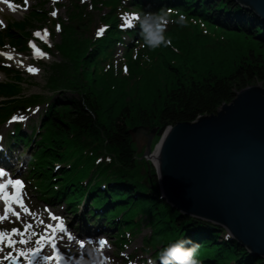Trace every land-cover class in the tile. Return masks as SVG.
<instances>
[{
    "label": "trees",
    "instance_id": "obj_1",
    "mask_svg": "<svg viewBox=\"0 0 264 264\" xmlns=\"http://www.w3.org/2000/svg\"><path fill=\"white\" fill-rule=\"evenodd\" d=\"M152 1L175 4L177 8H144L145 13H150L147 10L174 12L173 18L183 22L182 26L190 31H195L192 25L195 20L205 18L208 22L239 28L241 31H226L225 41L230 44L233 39L238 45L231 62L224 65L194 59L191 72H184L177 61L180 55L183 60L185 56L189 58V37L177 32L164 34V41L157 48L166 56L165 65L171 79L169 77L163 84L149 80L142 94L125 100L117 95L119 91L113 83L107 81L108 67L104 64L112 55L111 44L117 38L138 36L140 41L145 39L141 32L142 17L133 19L136 22L133 28H122L125 23L121 18L136 15L138 11L123 7L120 0H101L108 12L99 18L100 23L87 25L90 36L81 38L69 22L83 23L89 18L92 21L93 17H88L89 12L81 5H73L67 15L68 24L60 26L61 40L51 47L60 52L61 62L52 64L49 83L69 88L67 81L75 79L82 90L76 95L57 98L47 106L38 126L40 138L36 144L40 147L30 154L31 169L26 179L39 189V198L46 202L62 199L72 212L83 202L89 209L86 216L91 215L94 223L104 222L116 228L114 238L120 245L128 241L143 221L150 228L145 244L147 250L149 247L155 249V258L165 248L178 243L177 248L191 249L199 264H263L235 240L225 237L218 225L182 214L161 199L154 168L146 171L144 183V176L134 170L141 155L136 154L127 130L140 124L162 129L177 122L191 121L198 115L215 112L221 101L233 98L242 88L259 82L264 85V22L233 0ZM123 9V13L118 12ZM138 9L141 11L143 7ZM31 11L34 17L40 15L36 8ZM189 11L198 16L190 15ZM48 19L51 24L60 25L53 16ZM147 22L152 24L150 19ZM12 28L24 36V21L6 27L5 36L16 41L19 35H12ZM148 30L150 32V26ZM2 33L0 30V45ZM198 34L195 33L194 38ZM130 43L125 44L128 47ZM19 91L20 85L15 80L0 82V123L44 101L41 96L35 98L37 95L31 96L32 99L11 98L19 95ZM29 100L32 101L30 105ZM32 132H22L21 125L16 123L8 136L13 141H24L28 147ZM56 162L59 166L51 172ZM30 173L41 177L30 178ZM149 176L152 188L148 187ZM165 258L167 261L165 256L162 259Z\"/></svg>",
    "mask_w": 264,
    "mask_h": 264
},
{
    "label": "rangeland",
    "instance_id": "obj_2",
    "mask_svg": "<svg viewBox=\"0 0 264 264\" xmlns=\"http://www.w3.org/2000/svg\"><path fill=\"white\" fill-rule=\"evenodd\" d=\"M100 1L101 0H27V3H25V0H0V30L3 31L0 53L6 54L0 55V74L3 75L0 82L15 80L16 84L18 86L20 85L19 95L11 98L28 99L31 98V96L37 95L44 99L42 103L32 107V112L30 111L31 109L29 110L30 115H28V119L25 122L21 121V124L25 126L23 128L26 129V134H30L34 127V135L30 145L26 147L22 145V143H18L13 149V158L11 159L13 165L18 160L15 167H19V163L22 162L20 177L26 184L24 191H22V197L24 198L23 202L35 219H33V216L24 215L19 208H16L15 210L21 214V220L18 221L14 216L9 214L8 219L0 222V231H10L12 228L23 231V225L31 223L33 228L30 232L35 231L38 235H44L46 234V230L38 226L40 221L52 226L60 223L64 228L63 232L56 231L55 233V255L58 259H44V257H52L54 255L52 246L46 244L39 256L32 257L30 260L21 258L22 264H57L59 263V257L64 258L65 263L62 264H169L172 259L167 256V261L165 258L159 262L164 254L167 255L169 247L162 250L157 258H155L154 248L149 247V250H147L148 247L145 244V237L150 234V228L147 227L143 221H141L137 228L139 231L136 229L128 241L122 245L117 243V239L114 238V234L117 233L116 228H106V225L105 228L101 227L104 226L103 224L98 225L101 231L93 235H77L76 229L86 223L82 217V210H84L86 214L89 210L88 207L85 204L78 203L73 213H71L72 209L70 208L71 210H69L67 205H62V202L55 205H48L43 198H39V192H36L32 185L28 183L29 180L26 179L31 169L29 167L30 154L40 147L36 144V141H39L40 138V136L37 135L40 130L38 126L40 118L47 109V106H49L51 102H56L57 98L76 95L78 90H82L80 82L75 81V79L67 81L70 85L69 88L54 87L49 83V79L53 74L52 64L54 62H61L60 52L51 47L61 40L62 30L60 26L62 23H65L64 25L68 24L67 22H69V20L67 15L73 8V5L78 4L84 7L85 10L89 12L88 17H93V19L91 21L89 18L88 21H84L83 23L69 22L68 25L70 27H75L77 36L81 38L89 37L90 33L86 30L87 25L90 26L94 23H100L101 20H99V18L108 12V8ZM9 2L14 6H7ZM94 2L98 4L94 5ZM120 3L123 7L136 9V11H138L136 15L121 18L123 23H125L122 28L127 29L136 26L133 17H142L143 13H145L144 8L151 10L158 7L177 8L175 4L169 5L160 1L154 2L152 0H120ZM139 6H142L143 10L140 11L138 9ZM34 8L39 10L40 15H38V17H34L32 14L31 10H34ZM151 10L147 11L153 13ZM53 12L56 13L55 16L52 15ZM118 12L123 13L124 9ZM154 12L161 16L160 24H157L156 27L160 28L161 25L163 26V35L177 32L179 35H187L189 37L191 54H189V58L187 56L184 57L185 61L182 59L183 55L182 58L180 55V59L177 61V64L180 65L184 72H191L190 68L193 67L191 64L194 59L200 60L201 62H216L217 64L222 62L224 65L229 64L233 59L235 54H233V51H236L238 45L233 43V39H231L230 44L226 42V33L230 30L241 31L239 28L219 24L216 21L208 22L207 18H205L203 21L195 20L192 24L193 27H195V31H190L182 26L183 22H179L173 18L174 12ZM189 13L194 17L198 16L195 12L189 11ZM49 16H53L60 25L51 24L50 19H48ZM20 21H24L25 23V30L23 31L26 34L24 33V36H21V34H18L20 33L19 30L12 28L11 33L14 36L19 35L17 36L18 40L13 41L5 36L6 27L16 25ZM150 21L153 23L151 19ZM37 33H39V35H37ZM195 33H199L197 38H194ZM138 38V36H123L117 38L116 41L111 44L112 55L106 59V63L104 64V67H108L107 81L113 83L112 86L119 91L118 94L115 92H112V94H117L125 100L136 98L138 95L142 94L149 80L155 79L163 84L169 77L171 79V76H169L170 71L166 67L167 64L165 65L167 62L166 56L163 55L159 48H150L147 46L145 39L140 41ZM153 39H155V37H153ZM129 41H131V43L128 44L127 47L125 43ZM45 46L48 47V49ZM8 55H10L12 59H8ZM167 57L169 56L167 55ZM29 68L35 71L30 72L28 71ZM7 70L9 71L8 73L6 72ZM4 100H8V98ZM1 101L2 98H0V102ZM3 122L4 121H2V123ZM1 124L0 130L7 131V136L13 124L9 125L8 123V126L6 124L5 126ZM157 136L159 138L160 135L154 137L152 144L158 141V138H156ZM2 137H4V135ZM135 147L136 154L141 156H138L139 158L136 160V168L134 170L141 176H144L143 182L145 183L146 171H148V169H153L154 166L151 159L146 160L142 158L144 145L137 148L135 144ZM33 177L38 178L41 177V175L30 173V178ZM75 212L80 219L76 218L74 215ZM50 213L58 217L59 220L50 219ZM3 215L4 211H0V216ZM91 223V225L94 226V223ZM24 238L26 240L30 239V243L17 245L18 249L27 250L28 248L35 247V240L38 236H30L29 234ZM16 239H19V237H16ZM71 239L76 240V245H71ZM101 240L106 242L105 246H103L106 250L105 254H100L97 250L101 248L99 243ZM125 240H127V236L124 241ZM158 247H160V245H158ZM9 251H11V249L6 248L4 252H0V260H3L4 256Z\"/></svg>",
    "mask_w": 264,
    "mask_h": 264
},
{
    "label": "water",
    "instance_id": "obj_3",
    "mask_svg": "<svg viewBox=\"0 0 264 264\" xmlns=\"http://www.w3.org/2000/svg\"><path fill=\"white\" fill-rule=\"evenodd\" d=\"M233 1L264 22V0ZM127 133L137 148L144 145L142 158L152 160L161 199L182 214L218 225L224 236L264 264L261 82L236 91L215 112L194 120L162 129L140 124ZM148 187H153L150 176Z\"/></svg>",
    "mask_w": 264,
    "mask_h": 264
},
{
    "label": "snow or ice",
    "instance_id": "obj_4",
    "mask_svg": "<svg viewBox=\"0 0 264 264\" xmlns=\"http://www.w3.org/2000/svg\"><path fill=\"white\" fill-rule=\"evenodd\" d=\"M25 3H27V0H25ZM10 7L12 6L10 5ZM52 15L55 16L56 13L53 12ZM37 35H39V33H37ZM0 55L6 54L0 53ZM7 58L12 59L10 55H8ZM28 71L32 72L35 70L29 68ZM5 176L6 173L3 170H0V178H3ZM9 186H11L12 188L11 194L7 193L6 191ZM22 187V182L19 180H7L4 183H0V200H2L5 204L4 215L0 216V222H3L4 220L8 219L9 214L11 216H14L16 220H21V214L20 212H17L15 210L16 208H19L24 215L33 216L30 210L25 206L22 198L19 196V190ZM49 218L56 221L59 220L58 217L52 215L51 213L49 214ZM33 219H35L34 216ZM38 226L43 227L46 230V234L38 235L35 231L30 232V230L33 228V225L31 223L24 224L23 231L17 228H12L10 231H0V252H4L6 248L11 249V251H9L4 256V259L0 260V264H5L6 261H10L11 264H17V261L21 258L25 260H30L32 257L39 256L46 244L52 246L54 255L52 257H44V259H58V257L55 255V233L56 231L63 232V226L60 223H57L55 226L47 225L43 221H40ZM29 234L30 236H38V238L35 240V247L28 248L27 250L18 249L17 245H24L30 243V239L26 240L24 238L26 235ZM16 237H19V239H16ZM99 243L100 246L103 247L105 246L106 242L101 240Z\"/></svg>",
    "mask_w": 264,
    "mask_h": 264
},
{
    "label": "clouds",
    "instance_id": "obj_5",
    "mask_svg": "<svg viewBox=\"0 0 264 264\" xmlns=\"http://www.w3.org/2000/svg\"><path fill=\"white\" fill-rule=\"evenodd\" d=\"M151 19L152 24L147 21ZM161 16L158 13H145L141 18V32L145 38V42L148 47L155 48L158 47L163 41V31L162 25L157 28L156 25L160 24ZM150 26L151 32H149L148 27ZM155 37V39H153ZM167 256L171 257L169 264H199V262L193 258L194 253L191 249H180L176 247H170L167 251Z\"/></svg>",
    "mask_w": 264,
    "mask_h": 264
},
{
    "label": "bare ground",
    "instance_id": "obj_6",
    "mask_svg": "<svg viewBox=\"0 0 264 264\" xmlns=\"http://www.w3.org/2000/svg\"><path fill=\"white\" fill-rule=\"evenodd\" d=\"M14 6V5H12V4H10V2H9V4H7V6ZM193 12V11H192ZM202 12V11H201ZM128 69V68H127ZM2 74H0V79L2 78ZM80 86V85H79ZM20 92V91H19ZM59 93V92H58ZM68 94V93H67ZM24 96V95H23ZM38 96H36L35 98H37ZM32 99V98H31ZM30 101L31 100H29V105H30ZM28 102V101H27ZM26 102V103H27ZM32 102V101H31ZM28 106V105H27ZM55 107V106H54ZM58 108V107H57ZM31 112L33 111L32 109L30 110ZM30 111L28 112V113H26V114H23V115H21L20 116V120L21 121H23V122H25L27 119H28V115H30L29 113H30ZM45 122V121H44ZM8 123H9V125L10 124H12V122H6V123H3L4 124V126H5V124L8 126ZM2 125V124H1ZM3 132H6V131H3V130H0V133H3ZM0 148H1V144H0ZM151 161V160H150ZM155 161V160H154ZM77 235H79V234H77ZM80 236V235H79ZM70 243H71V245H76V240L75 239H71L70 240ZM98 250V252L100 253V254H105L106 253V250H105V248L104 247H101V248H99V249H97ZM57 264H59V263H57Z\"/></svg>",
    "mask_w": 264,
    "mask_h": 264
}]
</instances>
